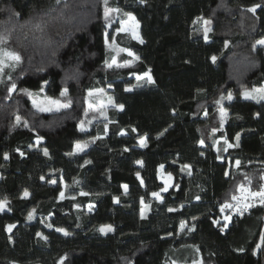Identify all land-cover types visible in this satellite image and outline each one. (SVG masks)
<instances>
[{
    "label": "trees",
    "instance_id": "16d2710c",
    "mask_svg": "<svg viewBox=\"0 0 264 264\" xmlns=\"http://www.w3.org/2000/svg\"><path fill=\"white\" fill-rule=\"evenodd\" d=\"M253 5L261 7L248 11ZM106 8L121 12L106 19ZM124 13L135 16L144 43L116 32ZM204 20L212 29L207 42ZM106 32L109 44L115 37L119 48L140 59L107 67L114 56L119 64L133 58L107 46ZM0 35L6 38L0 46L21 56L0 73V199L7 198L11 208L0 212V264H60L62 257L63 264H264V245L257 247L264 204L257 199L242 215L220 212L221 204L241 195L239 185L251 191L264 185V101L241 95L264 87V45L256 44L264 38V0H0ZM149 69L155 84L125 91L139 83L133 74ZM13 83L17 87L9 92ZM96 89L124 109L89 108V92ZM229 92L231 101L216 103ZM45 97L69 106L39 111L32 101ZM82 121L86 131L80 130ZM237 133L239 146L220 155L216 139L235 145ZM145 134L147 147H140ZM37 136L44 138L38 147ZM78 141L89 146L77 152ZM237 160L239 167H233ZM183 165H191V175L181 171ZM160 171L174 180L161 193L163 202L150 197L163 186ZM25 189L30 196L22 199ZM142 197L149 205L143 219ZM225 215L231 221L221 231ZM181 221H187L183 231ZM9 224L16 225L11 232ZM107 224L114 231H98Z\"/></svg>",
    "mask_w": 264,
    "mask_h": 264
},
{
    "label": "snow or ice",
    "instance_id": "6c2138e0",
    "mask_svg": "<svg viewBox=\"0 0 264 264\" xmlns=\"http://www.w3.org/2000/svg\"><path fill=\"white\" fill-rule=\"evenodd\" d=\"M139 2L141 4H145L147 2V0H139ZM104 3H105V5H107L108 4V0H104ZM259 7H261V5H253L251 8L248 9V11L255 13L257 8H259ZM111 12H117L118 13V12H121V9H119V8H113V9L106 8V11H105V18L106 19L109 17ZM15 15H19V14L16 13ZM124 15L127 16L128 21H121V26L116 29V32L117 33H120V32L130 33L133 39L138 40L141 44L144 43L142 37L140 36V34L138 32L139 22L136 20L135 16L132 13H124ZM199 19L200 18H197V20H199ZM129 22H130L131 26H127L129 24ZM194 23H196V21H194ZM203 23L205 25V27H204V39L207 42L208 39H209L208 34H209V32L212 31L211 27H209L211 22L208 21V20H204ZM109 26H111V25H109ZM5 40H6V38L3 35H0V45H4L5 44ZM105 44L107 46H109V47H113L114 50L118 49V51L126 52L128 54V56L133 58L130 61H126L124 64H119V63H117L116 57L114 56V57H112L111 63H107V61H106L107 67H109V68H111L113 66H116V67H128L130 64H132L135 61L140 59V57L137 56L130 49L119 48L118 45L115 44V37L112 38V43L109 44L108 33L107 32L105 33ZM256 44L264 45V38L256 41ZM253 47L255 48L256 45H253ZM211 59H212L213 62H215L216 57L213 56ZM20 60H21V56H20V54L18 52L14 51V50H9L6 47L0 46V73L4 72V69H5L6 66H8V67L15 66V64H18L20 62ZM133 75H135V79L138 82L139 81H144L145 84H155V80H154V78L151 75V69L147 70L146 72H144L141 75H136V74H133ZM9 79H11L10 76H9ZM44 84L46 85L47 81H44ZM142 86H144V85L138 83L137 85H134L132 87L126 88L125 91H129L130 92V91L133 90L134 87H142ZM16 87H17L16 84L13 83L11 85V87L9 88V92L14 91L16 89ZM109 87H111V85H109ZM21 91H24L29 96L33 95V93H31L28 89H22ZM43 91H44V86L42 85L41 88H40V92H43ZM95 92L103 93L104 90L103 89H96ZM66 93H67V89H64L61 92V96L66 95ZM89 95L90 96L93 95V92H89ZM241 95L246 100H256V102L259 103L260 101H264V87L254 88L251 91L245 90V91H243L241 93ZM224 99H227V100L231 101L233 99L232 93L229 92L227 94V97H225L223 94H221L220 99L217 100L216 103L217 104H221ZM45 101L48 104H50V105H54L56 107L57 111L61 107L66 108V107L69 106L68 104H61V102L59 100H54L51 97H45ZM32 102H33V106L38 108L39 111H51L52 110L51 107H42L41 104L43 102H38L36 99H33ZM108 103L112 104L113 107L119 108L120 110L124 109V105L123 104H119V105L115 104L111 97L108 98ZM92 107H94V105H92L90 103L89 104V108H92ZM86 115H87V111H86ZM205 115H207V113H205ZM220 115L222 117V121H221V127H222L223 126V118L226 116V110L221 108ZM256 115L259 116V113H257ZM19 122H20V117H17V123H19ZM87 123L91 124V121H88ZM24 127H28L27 122L24 123ZM79 127H80L81 131H86L85 122L84 121L81 122ZM105 130L107 131V125H105ZM132 131L135 132V131H137V129L132 128ZM165 131H166V129H165ZM213 131L215 132L216 129H214ZM119 134L120 135H125L126 132L124 130H121V132ZM161 135H163V133H161ZM99 138L100 137H96L91 142L94 143L95 139H99ZM43 139L44 138L41 137V136H37L36 137V146L37 147L41 144ZM222 139L224 141V144L226 145V147L223 148V151L227 152L229 148L238 147L239 146L240 134L237 133L236 136H235V141H236L235 145L230 143L226 137H222ZM147 141H148L147 134H145L144 136H141L139 138L140 147H147ZM199 143L201 145H203L204 144V140L201 139L199 141ZM219 144H220V140H216L215 141V145H219ZM88 146H89L88 142L81 143V142L78 141L75 144V150L77 152H83ZM29 147H32V146L30 145ZM124 150L128 151L127 148H125ZM16 151L19 152L21 156L25 155L24 152L20 151V149H16ZM43 155L44 156H49V150L47 148L43 149ZM3 158L5 160H8L9 159V153L5 152L3 154ZM217 158L220 159L221 157L218 156ZM85 163L86 164H90L91 161H85ZM135 163H137L141 167L143 166V161L142 160H137ZM240 163L241 162L239 160H237L235 162L237 167H239ZM164 167L165 166L163 164H161V165L158 166V170H163ZM185 169H188L189 170L188 174L191 175V171H190L191 165H183L182 168H181V171H184ZM225 175H227V172L225 173ZM136 176H137V178H140V173L137 172ZM161 178L163 179V177H161ZM41 179L43 180L44 177H41ZM172 179H173L172 174L171 173H167V179H164V187L161 188L160 191H158V192H152L151 195L154 198H156L157 200H159L160 202H163V197H162L161 193L167 192L170 187L174 186L172 183H170L172 181ZM245 179H248V178L245 177ZM262 179H264V177H262ZM49 182L53 183V184L56 183L55 180H51ZM74 182L78 183V181H74ZM140 183H141V185L144 184V181H143L142 178L140 179ZM250 183H251V181L249 180V184ZM175 186L178 187V185H175ZM65 187H67V185H65ZM121 187L124 189V194H127L129 186L127 184H123V185H121ZM239 190L241 192L240 196L233 195L231 197V200L234 201L235 203H230L228 201H225L223 204L220 205V212L221 213H225L226 210H232L233 212H236V213L242 215L243 212L247 211L248 208L252 207V204L247 202V201H249L251 199H257L258 198L259 202L261 204H264V185H262L258 191H251L249 188H246L243 184H241V185H239ZM80 195L87 196V195H89V193L81 192ZM29 196H30L29 191L27 189H25L23 191V193H22L21 198L22 199H26ZM59 198L60 199H64L65 198V193L63 191H61L59 193ZM72 199H75V197H72ZM196 199L199 200L200 197L197 196ZM113 200H114L115 203H119L120 202L119 197H114ZM140 202H141V205H142L140 215H141V218L143 219L146 216L145 209H147L149 207V205L145 204L143 197L141 198ZM9 205H10V201L7 198L0 199V212H4L5 210L11 211V208L9 207ZM76 207H79V205H76ZM181 207H183V205H181ZM93 208H94L93 204H89L88 205L89 211H91ZM176 210L177 209L169 208V211H176ZM35 211L36 210L33 209L32 211L29 212V214L27 216L28 220L34 219ZM192 219L196 220L197 218L193 217ZM223 220H224V225L221 228V231H223L224 229H226L228 227V224L231 221V215L223 216ZM213 223L214 224H219L220 220L219 219H214ZM15 226H16L15 224L6 225V230L11 232L12 229L15 228ZM46 227L52 228L53 225L49 223V224L46 225ZM186 227H187V221H181L180 222V226H179L180 230L183 231ZM194 228H195V224H193L192 228L189 229V230H193ZM56 231L62 232L65 236L70 235V233L66 229H63V228H56ZM98 231H100L103 234H107L109 232L114 231V228H113V226L111 224L101 225L99 227ZM36 235L41 237L44 240L48 239V237L44 236L43 233H41V232H37ZM261 245H264V234L261 235V244H258L257 247L259 248V247H261ZM239 251H243V249H239ZM64 259H65L64 257L61 258L60 264H63ZM193 264H197V262L194 261ZM199 264H202V262H199Z\"/></svg>",
    "mask_w": 264,
    "mask_h": 264
},
{
    "label": "rangeland",
    "instance_id": "374dc122",
    "mask_svg": "<svg viewBox=\"0 0 264 264\" xmlns=\"http://www.w3.org/2000/svg\"><path fill=\"white\" fill-rule=\"evenodd\" d=\"M121 21H128L127 16L124 15V18L118 22V27H117V28H119V27L121 26ZM127 26H131L130 22H129V24H128ZM138 32H139V29H138ZM123 33H124V32H123ZM126 34H128V35L131 36L130 33H126ZM131 37H132V36H131ZM135 40H136V39H135ZM136 41H138V40H136ZM136 81H137V80H136ZM137 82H138V81H137ZM139 83H144V81H139ZM127 88H128V87H127ZM91 92H93V95H91V97L93 98V100L90 101V103H91L92 105L96 106V107H92V108H94V109H95V108H99V109H101V110H107L109 107H113L111 104L108 103L107 100L101 98V93H96L95 91H91ZM42 102H43V103H42L41 105H43V106L51 107V108L55 107L54 105H50V104H48V103L45 101V98H42ZM95 102H96V103H95ZM88 106H89V105H88ZM113 108H116V107H113ZM116 109L119 110V108H116ZM216 140H220V144H219V145H215V149H216V150L219 152V154L221 155L222 153L225 152V151H223V148L226 147V145L224 144V141H223L222 137H218ZM35 143H36V141H35ZM138 143H139V140H138ZM218 149H219V150H218ZM235 162H236V161L233 162V167L236 166ZM159 177H160V179H161V181H162V183H163V186H162V188H163V187H164V179H167V173H164V172L160 171V172H159ZM161 177H163V179H162ZM170 183H172V184L174 185V180L172 179V181H171ZM150 197H151L153 200H155V201H159V200H157L156 198H154L151 194H150ZM147 209H148V208H147ZM147 209H145V212H146ZM87 210H89V209H88V205H87ZM230 212L233 213L232 210H230Z\"/></svg>",
    "mask_w": 264,
    "mask_h": 264
},
{
    "label": "built area",
    "instance_id": "2783aa9c",
    "mask_svg": "<svg viewBox=\"0 0 264 264\" xmlns=\"http://www.w3.org/2000/svg\"><path fill=\"white\" fill-rule=\"evenodd\" d=\"M246 195V194H245ZM258 199V198H257ZM257 199H251V200H249V201H247L248 203H253L254 201H256ZM259 200V199H258Z\"/></svg>",
    "mask_w": 264,
    "mask_h": 264
}]
</instances>
